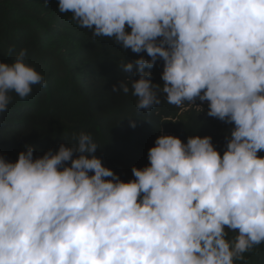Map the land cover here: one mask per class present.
<instances>
[{
	"label": "clouds",
	"instance_id": "1",
	"mask_svg": "<svg viewBox=\"0 0 264 264\" xmlns=\"http://www.w3.org/2000/svg\"><path fill=\"white\" fill-rule=\"evenodd\" d=\"M58 9L93 37L147 53L123 59L126 78L112 87L127 94L130 83L138 110L162 92L179 114L208 104V116L234 127L222 155L210 136L184 143L161 131L128 181L84 132L36 158L31 146L15 162L0 157V264H247L264 243V0H58ZM26 57L22 48L0 62V113L10 93L47 87ZM158 58L162 87L145 71Z\"/></svg>",
	"mask_w": 264,
	"mask_h": 264
},
{
	"label": "trees",
	"instance_id": "2",
	"mask_svg": "<svg viewBox=\"0 0 264 264\" xmlns=\"http://www.w3.org/2000/svg\"><path fill=\"white\" fill-rule=\"evenodd\" d=\"M22 48L27 49L26 63L44 76L47 87L34 85L25 99L10 93L8 111L0 113V157L7 161L15 162L25 146L33 148L34 158L56 151L60 144L71 146L84 132L98 145L94 154L102 164L128 181L135 179L133 166L149 164L148 150L161 131L184 143L189 136L207 135L218 153L226 149L234 124L208 116V104L206 110L179 114L180 108L158 92L160 104L138 110L130 83L127 94L113 92V85L126 78L120 67L123 59L150 57L122 49L111 38L93 37L72 22L70 13L59 12L58 0H0V62L11 64ZM162 70L160 58L145 69L161 87ZM138 77L134 68L132 79ZM234 235L229 232V238ZM244 255L247 264H264V243Z\"/></svg>",
	"mask_w": 264,
	"mask_h": 264
},
{
	"label": "rangeland",
	"instance_id": "3",
	"mask_svg": "<svg viewBox=\"0 0 264 264\" xmlns=\"http://www.w3.org/2000/svg\"><path fill=\"white\" fill-rule=\"evenodd\" d=\"M200 102H201V101H200ZM201 103H202V105H203V104H205V101H203V102H201ZM201 107H202V106H201ZM186 109H187V107H186Z\"/></svg>",
	"mask_w": 264,
	"mask_h": 264
},
{
	"label": "built area",
	"instance_id": "4",
	"mask_svg": "<svg viewBox=\"0 0 264 264\" xmlns=\"http://www.w3.org/2000/svg\"><path fill=\"white\" fill-rule=\"evenodd\" d=\"M162 135H164V134H162Z\"/></svg>",
	"mask_w": 264,
	"mask_h": 264
}]
</instances>
